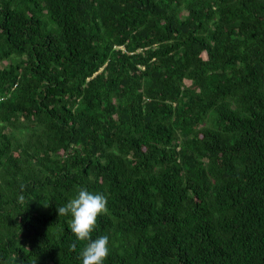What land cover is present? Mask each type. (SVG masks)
<instances>
[{"label": "trees", "instance_id": "16d2710c", "mask_svg": "<svg viewBox=\"0 0 264 264\" xmlns=\"http://www.w3.org/2000/svg\"><path fill=\"white\" fill-rule=\"evenodd\" d=\"M264 264V0H0V264Z\"/></svg>", "mask_w": 264, "mask_h": 264}, {"label": "clouds", "instance_id": "9594fccd", "mask_svg": "<svg viewBox=\"0 0 264 264\" xmlns=\"http://www.w3.org/2000/svg\"><path fill=\"white\" fill-rule=\"evenodd\" d=\"M59 216L70 217L68 228L75 237L72 248L85 242L79 253L81 264H105L110 253V238L107 235L92 238L98 216L107 211V197L81 187L66 204L57 208Z\"/></svg>", "mask_w": 264, "mask_h": 264}]
</instances>
